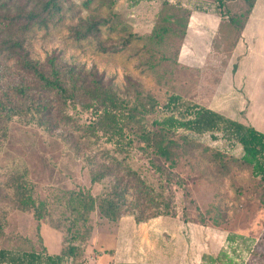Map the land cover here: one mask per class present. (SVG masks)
<instances>
[{"label": "rangeland", "instance_id": "374dc122", "mask_svg": "<svg viewBox=\"0 0 264 264\" xmlns=\"http://www.w3.org/2000/svg\"><path fill=\"white\" fill-rule=\"evenodd\" d=\"M85 1L72 0L77 6ZM165 1L193 12L184 41L171 34L160 47L133 42L122 51L101 54L93 41L75 42L62 27L31 32L25 49L35 61L54 54L69 66L96 69L122 97H129L130 81L160 105L170 95H177L264 134V0L258 1L241 37L229 26L217 31L215 15L219 9L214 0ZM162 2L116 0L113 11L122 15L132 33L147 36L158 21ZM95 5H91V11ZM230 9L241 12L239 6ZM89 13L82 9L81 15ZM117 38L104 32L102 41L111 45L119 42ZM14 80L13 69L0 57V89ZM74 116L79 126L88 124V114ZM151 120L147 119L148 125ZM214 136L217 139L210 134L193 138L212 150L241 155L238 146L225 142L220 135ZM104 148L110 146L88 140L75 127L48 132L14 118L7 138L0 140V224L5 235L0 248H21L16 241L21 238L41 250L36 221L29 213L14 208L5 188L10 176H25L37 197L48 202L50 208L53 198L67 191L89 190L97 196L106 182L92 185L90 170L93 162H102L100 151ZM126 164L156 189L163 186L165 197L172 201L173 217L136 224L125 215L111 223L96 211L90 217V239L81 245L83 258L76 264H202V255L216 256L225 247L229 250V234L252 240L250 251L245 244L238 246L233 256L237 264H264V187L251 180L247 171L230 166L229 175L221 177L216 173V164L201 161L197 153L193 159H181L174 170L157 161L164 176L157 175L147 158L139 154ZM51 224H56L51 217L40 224V236L46 251L57 255L65 241L63 233ZM64 264L73 263L67 260Z\"/></svg>", "mask_w": 264, "mask_h": 264}, {"label": "trees", "instance_id": "16d2710c", "mask_svg": "<svg viewBox=\"0 0 264 264\" xmlns=\"http://www.w3.org/2000/svg\"><path fill=\"white\" fill-rule=\"evenodd\" d=\"M150 1V0H147ZM259 0H214L219 9L215 15L222 26L242 36ZM116 0H86L77 6L72 0H0V57L13 69L15 80L0 89V140L6 139L9 123L25 120L48 132L72 126L82 131L88 140L110 146L100 151L101 163H92V185L106 182L103 192L93 196L89 190L79 189L58 194L50 204L40 200L25 176L12 175L5 183L14 208L29 213L36 221L38 247L18 238L23 247L0 248V264H73L82 260V247L91 236L90 217L94 212L116 223L123 216H131L136 224L158 217H173L171 199L163 186L156 189L126 162L134 155L147 158L150 168L159 176L163 170L156 164L162 161L174 170L181 159H193L216 164L217 175L226 177L230 166L247 171L251 180L264 187V134L236 120L226 118L180 96L170 95L163 105L140 87L127 81L129 97H122L110 80L96 69L69 66L58 55L43 61L30 58L25 49L28 35L36 30H57L66 27L75 42L90 40L101 54L116 53L133 42L146 47L164 44L174 34L184 41L187 37L192 11L163 0L158 21L151 33L140 36L132 33L122 15L113 11ZM96 4L90 10L91 5ZM230 6H239L233 13ZM82 9L90 11L82 17ZM106 10L103 13L102 10ZM164 12L170 15L165 16ZM117 36L119 42L107 44L103 33ZM72 113V114H70ZM78 114H88L86 126L76 123ZM151 118L150 125L147 119ZM220 135L221 139L239 147V157L204 147L193 136ZM169 180L170 175H166ZM183 188L182 183L179 184ZM51 209V214H50ZM54 218L52 227L63 233L65 247L57 255L43 247L40 224ZM5 238L0 224V241ZM239 242V243H237ZM226 247L216 256L204 254L202 264H237L233 258L240 244L251 249L252 240L229 234ZM230 251V252H229Z\"/></svg>", "mask_w": 264, "mask_h": 264}, {"label": "crops", "instance_id": "0c3cea01", "mask_svg": "<svg viewBox=\"0 0 264 264\" xmlns=\"http://www.w3.org/2000/svg\"><path fill=\"white\" fill-rule=\"evenodd\" d=\"M216 21H217V22H216V28H217V30H218V27H219V19H217ZM187 36H188V33H187Z\"/></svg>", "mask_w": 264, "mask_h": 264}]
</instances>
